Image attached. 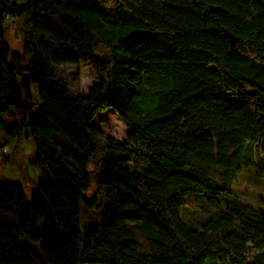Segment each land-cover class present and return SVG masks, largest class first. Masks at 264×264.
Listing matches in <instances>:
<instances>
[{"label": "trees", "instance_id": "1", "mask_svg": "<svg viewBox=\"0 0 264 264\" xmlns=\"http://www.w3.org/2000/svg\"><path fill=\"white\" fill-rule=\"evenodd\" d=\"M81 63L87 93L56 69ZM110 107L123 141L93 122ZM0 132L33 142L64 233L0 184V264H264V197L231 187L264 176V0H0ZM192 194L210 209L184 221Z\"/></svg>", "mask_w": 264, "mask_h": 264}, {"label": "rangeland", "instance_id": "2", "mask_svg": "<svg viewBox=\"0 0 264 264\" xmlns=\"http://www.w3.org/2000/svg\"><path fill=\"white\" fill-rule=\"evenodd\" d=\"M5 24L7 27L5 30L6 41L10 44L12 51H21V36L15 30V23L12 22L11 18H6ZM56 69L69 84H76V86H78V91L81 93H87L90 86L96 80L95 72L87 63H81L78 67L62 65ZM3 119L8 123L13 124L19 121V116L4 115ZM93 122L103 134L109 135L117 141H123L127 137L128 129L119 118L116 111L111 107L98 112L95 115ZM1 136L0 132V137ZM4 141L6 140H3V142ZM19 142L21 143V149L26 156L25 163H22L21 156H16L20 161H14L15 165L12 166L11 172L5 174V160L0 158V184L22 185L26 196L29 198L30 191L38 184L40 174L39 171L31 166L29 162V160L36 159L33 142L24 135L20 138ZM19 172H21V175H19ZM13 177H16V179L14 180ZM236 179L238 182H234L231 185L232 189L235 190L237 187H240V189H245V191L253 193L257 198L264 197V176H261L256 169L244 170L236 175ZM89 195H91V192ZM202 199H204V197L201 194H192L187 198L186 209L181 211V217L184 221L189 219L190 222H192V220L203 219L206 217L207 213L204 209L206 207V209L209 210L210 207L207 202L203 203ZM256 205L259 208L264 207L262 202H257ZM93 211H96V209L83 210V223H86L91 219V212L94 217H96V214Z\"/></svg>", "mask_w": 264, "mask_h": 264}, {"label": "water", "instance_id": "3", "mask_svg": "<svg viewBox=\"0 0 264 264\" xmlns=\"http://www.w3.org/2000/svg\"><path fill=\"white\" fill-rule=\"evenodd\" d=\"M226 35L228 38H230L227 33ZM24 81L25 78H22L23 84ZM29 201L30 204L42 214L40 227L43 234L45 235V239H48L52 242H61L64 239L63 230L56 222L54 214L48 206V203L38 186L34 187L30 191ZM23 246L27 252L32 255L39 263L43 261V257L38 249L34 248L25 240H23Z\"/></svg>", "mask_w": 264, "mask_h": 264}, {"label": "crops", "instance_id": "4", "mask_svg": "<svg viewBox=\"0 0 264 264\" xmlns=\"http://www.w3.org/2000/svg\"><path fill=\"white\" fill-rule=\"evenodd\" d=\"M1 135H2V134H1ZM3 140H5V138H3V136H1V137H0V143L3 142ZM23 155H24V152H23L22 149L20 148V150H17V151L15 152V154H13V155H11V156L9 157V161L6 162L5 165H4V168H5V174H7V172H11V168H12V166L15 165L14 161H15V162L20 161V160L17 159L16 156H21L22 163L26 160V156H25V155L23 156ZM28 160H29V159H28ZM33 161H35V158H34L33 160H29V162H33ZM11 162H13V163H11ZM24 163H25V162H24ZM25 166H26V164H25ZM19 175H21V172H19ZM5 178H6V176H5ZM5 178H3V179H5ZM13 179L15 180L16 177H13Z\"/></svg>", "mask_w": 264, "mask_h": 264}, {"label": "bare ground", "instance_id": "5", "mask_svg": "<svg viewBox=\"0 0 264 264\" xmlns=\"http://www.w3.org/2000/svg\"><path fill=\"white\" fill-rule=\"evenodd\" d=\"M6 147L7 150L5 152L1 151V148ZM21 148V143H15L10 140H6L4 142L0 143V158L4 157H10L11 155L15 154L17 150H20Z\"/></svg>", "mask_w": 264, "mask_h": 264}, {"label": "built area", "instance_id": "6", "mask_svg": "<svg viewBox=\"0 0 264 264\" xmlns=\"http://www.w3.org/2000/svg\"><path fill=\"white\" fill-rule=\"evenodd\" d=\"M6 18H10L9 16H7ZM12 142H15V143H17L16 142V140H12ZM7 150V148L6 147H3V148H1V151L2 152H5Z\"/></svg>", "mask_w": 264, "mask_h": 264}]
</instances>
